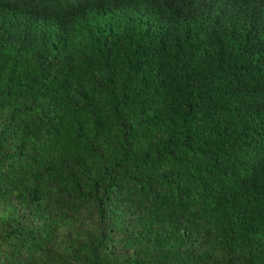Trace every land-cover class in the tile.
Segmentation results:
<instances>
[{
	"label": "trees",
	"instance_id": "1",
	"mask_svg": "<svg viewBox=\"0 0 264 264\" xmlns=\"http://www.w3.org/2000/svg\"><path fill=\"white\" fill-rule=\"evenodd\" d=\"M0 264H264V0H0Z\"/></svg>",
	"mask_w": 264,
	"mask_h": 264
}]
</instances>
